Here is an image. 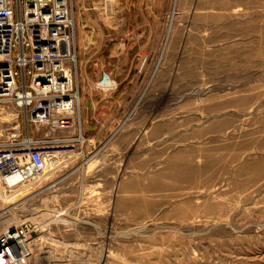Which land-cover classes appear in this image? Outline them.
I'll list each match as a JSON object with an SVG mask.
<instances>
[{
  "label": "rangeland",
  "instance_id": "1",
  "mask_svg": "<svg viewBox=\"0 0 264 264\" xmlns=\"http://www.w3.org/2000/svg\"><path fill=\"white\" fill-rule=\"evenodd\" d=\"M77 6L82 138L0 183V233L31 264H264V0ZM17 114L0 107V140Z\"/></svg>",
  "mask_w": 264,
  "mask_h": 264
},
{
  "label": "built area",
  "instance_id": "2",
  "mask_svg": "<svg viewBox=\"0 0 264 264\" xmlns=\"http://www.w3.org/2000/svg\"><path fill=\"white\" fill-rule=\"evenodd\" d=\"M74 11L75 0H0V107L13 106L23 124L0 140V183L8 188L43 172L44 159L56 150L74 147L57 137L82 138L75 126L80 88L70 51ZM44 126L48 132L34 139ZM29 250L16 228L0 233V264H31Z\"/></svg>",
  "mask_w": 264,
  "mask_h": 264
},
{
  "label": "crops",
  "instance_id": "3",
  "mask_svg": "<svg viewBox=\"0 0 264 264\" xmlns=\"http://www.w3.org/2000/svg\"><path fill=\"white\" fill-rule=\"evenodd\" d=\"M75 3H76V12H75V14H76V19H78L79 20V16H77V14L79 15V12L77 11V9L79 8L77 5H78V3H79V0H75ZM121 39L122 40V42H126L127 44H129V35L127 34V35H116V36H112L111 38H108L109 39V41L111 40V41H114V40H116V39ZM108 41V42H109ZM81 82H82V98L80 99V106L81 105H84L85 106V108H84V110H83V114H85V111L87 112V115H88V108H87V106H88V104L86 103V99H85V96L83 97V92H84V89H83V87H84V78H83V76L81 75ZM79 106V107H80ZM86 109V110H85ZM80 113V112H79Z\"/></svg>",
  "mask_w": 264,
  "mask_h": 264
},
{
  "label": "bare ground",
  "instance_id": "4",
  "mask_svg": "<svg viewBox=\"0 0 264 264\" xmlns=\"http://www.w3.org/2000/svg\"><path fill=\"white\" fill-rule=\"evenodd\" d=\"M67 42H68V38L65 40V45H67ZM107 87V86H106ZM48 158V160H49V162L47 161V159H45V165H46V167H49V165L52 167V165H53V167L55 166V164H56V156L55 155H51V156H48L47 157ZM48 162V165L46 164ZM45 167V168H46ZM47 169V168H46ZM20 178V177H19ZM19 180V179H18ZM8 182H12V180H9ZM17 187V186H16ZM62 213H63V211H62ZM55 215V214H54ZM60 214H58V215H56V217L57 216H59ZM55 217V218H56ZM63 222V221H62ZM9 228H6L5 230H8V229H15V227L14 226H12V225H10V226H8ZM29 249H30V245H29ZM30 251V255L32 256V258H33V255H32V252H31V249L29 250ZM31 258V259H32Z\"/></svg>",
  "mask_w": 264,
  "mask_h": 264
}]
</instances>
